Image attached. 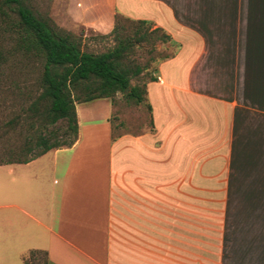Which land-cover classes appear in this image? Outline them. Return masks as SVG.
Segmentation results:
<instances>
[{
  "label": "crops",
  "instance_id": "0c3cea01",
  "mask_svg": "<svg viewBox=\"0 0 264 264\" xmlns=\"http://www.w3.org/2000/svg\"><path fill=\"white\" fill-rule=\"evenodd\" d=\"M63 13L101 34L146 20L178 46L146 82V129L113 136L109 98L76 102L73 145L0 165V264H264V0Z\"/></svg>",
  "mask_w": 264,
  "mask_h": 264
},
{
  "label": "trees",
  "instance_id": "16d2710c",
  "mask_svg": "<svg viewBox=\"0 0 264 264\" xmlns=\"http://www.w3.org/2000/svg\"><path fill=\"white\" fill-rule=\"evenodd\" d=\"M9 10L17 14L11 26L8 23ZM123 22L134 24L131 34L126 31ZM151 24L146 20H134L117 14L113 29L107 34H97L100 38L113 37L114 45L104 52L93 53L83 50L81 40L73 33L57 28L49 19L38 17L23 0H0V67H9L5 76L11 77L16 86L17 76L24 74L23 70L18 69L29 58L37 59L41 69L34 83L37 94L23 109V120L33 132L14 147L7 140L5 127L16 124L20 118L15 117L8 124L0 125V165L26 163L51 149L73 145L78 131L76 102L97 98H109L112 102L115 94L121 92L136 104L145 101L150 112L146 82L131 85V79L145 70L132 58L133 48L150 39L178 46L162 28H152ZM8 26L12 28L9 30ZM9 32L11 49L6 50L2 42ZM174 54L165 55L162 60ZM0 75H4L1 70ZM155 79L154 76L150 77V80ZM59 121L65 122L66 133L71 135L67 140L50 138L55 133L49 128ZM36 252L45 257V252L41 251H30L29 254ZM29 254L23 257L24 264H28ZM43 264H46V260Z\"/></svg>",
  "mask_w": 264,
  "mask_h": 264
},
{
  "label": "rangeland",
  "instance_id": "374dc122",
  "mask_svg": "<svg viewBox=\"0 0 264 264\" xmlns=\"http://www.w3.org/2000/svg\"><path fill=\"white\" fill-rule=\"evenodd\" d=\"M28 8H30L38 17L49 19L51 23L66 32L73 33L81 40L82 49L93 53H101L110 49L115 40L109 36L100 38L98 32L79 24L71 22L64 16L63 8L67 0H23ZM9 25L17 18V14L9 10ZM126 31L131 34L134 24L123 22ZM9 27V26H8ZM153 28V25L151 24ZM12 27H9V30ZM10 32L3 39V47L10 50ZM2 38V37H1ZM176 52V46L169 42H162L158 39H150L142 41L133 48L132 58L136 63L143 65L145 70L131 79V85L140 84L150 80L151 76L157 71V65L163 61L162 57L171 55ZM19 66L15 68L18 69ZM8 65L1 66L0 70L4 75H0V125L8 124L11 119L19 117L16 124L5 127L7 131V140L11 146L20 145L27 134L31 131L26 126L23 117V109L28 106L31 97L37 94L35 79L40 72V62L37 59H26V64L18 70H23L24 74L17 76V87L11 81V77L5 76L8 72ZM13 78V77H12ZM19 87V89H18ZM30 94V95H29ZM113 110L110 116L113 136L122 132L138 133L146 129L150 125V112L147 109L146 102L140 104L128 100L121 92H117L112 99ZM81 106V105H79ZM66 124L64 121L57 122L49 129L55 134L50 138L58 140H67L70 133H66ZM13 264H23L21 255H17ZM45 257L42 253H31L27 257L28 264H43Z\"/></svg>",
  "mask_w": 264,
  "mask_h": 264
}]
</instances>
